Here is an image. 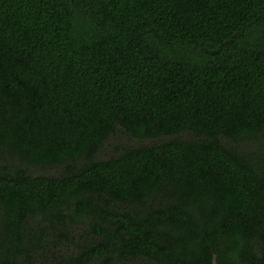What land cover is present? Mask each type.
<instances>
[{
  "label": "trees",
  "instance_id": "1",
  "mask_svg": "<svg viewBox=\"0 0 264 264\" xmlns=\"http://www.w3.org/2000/svg\"><path fill=\"white\" fill-rule=\"evenodd\" d=\"M0 264H264V0H0Z\"/></svg>",
  "mask_w": 264,
  "mask_h": 264
}]
</instances>
